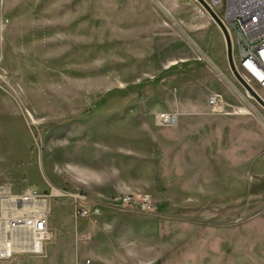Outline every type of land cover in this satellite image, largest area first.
I'll list each match as a JSON object with an SVG mask.
<instances>
[{"label": "rangeland", "instance_id": "obj_1", "mask_svg": "<svg viewBox=\"0 0 264 264\" xmlns=\"http://www.w3.org/2000/svg\"><path fill=\"white\" fill-rule=\"evenodd\" d=\"M222 36L198 0H0V185L61 192L49 202V254L0 264H264V127L233 110L250 105L231 87L243 90ZM215 94L229 113L212 111ZM164 111L239 115L249 126L243 135L234 119L233 147L174 150L157 171L144 150ZM114 116L121 129L104 133ZM223 125L202 141H220ZM210 158L215 186L202 181ZM125 196L132 201H114ZM144 197L153 210L140 207Z\"/></svg>", "mask_w": 264, "mask_h": 264}, {"label": "built area", "instance_id": "obj_2", "mask_svg": "<svg viewBox=\"0 0 264 264\" xmlns=\"http://www.w3.org/2000/svg\"><path fill=\"white\" fill-rule=\"evenodd\" d=\"M208 1L214 9V6L220 9V13L215 10L230 32L233 55L235 49L239 52V58L234 56L238 72L264 100V0ZM233 89L244 102H252L250 99L253 98L249 97L245 87L241 90L233 84ZM208 103L213 112L229 113V103L218 94L211 96ZM261 107L263 110L257 109L255 113L264 125V107ZM237 108L233 110L236 112ZM155 117L159 123L173 124L177 120V113L164 111ZM262 149L264 151V141ZM52 197L53 192L40 193L34 187L16 192L9 185H0V260H9L18 255L34 257L44 253L47 242L54 236L49 220L51 204L48 202V198L51 200ZM114 201L127 204L132 199L128 196L115 197ZM139 204L144 210L155 208L148 197L142 198ZM76 207V213L82 216L99 212L95 207ZM90 263V260H85L83 264Z\"/></svg>", "mask_w": 264, "mask_h": 264}, {"label": "crops", "instance_id": "obj_3", "mask_svg": "<svg viewBox=\"0 0 264 264\" xmlns=\"http://www.w3.org/2000/svg\"><path fill=\"white\" fill-rule=\"evenodd\" d=\"M223 37V36H222ZM224 39V37H223ZM225 41V39H224ZM228 61V60H227ZM217 68L218 65H217ZM222 74L223 71L219 69ZM227 88H224L226 93L230 94L232 91L226 90ZM247 107L245 105H240L236 110L238 111H244V112H250L246 110ZM255 115V114H254ZM237 118L231 117V116H212V117H198L192 114H179L177 113V120L173 124H162L159 123L156 120V117L154 118L155 124H156V130H155V135L154 139L147 143L145 146L144 150V155L147 156L148 159H150L151 156L157 158L158 162L161 163L160 166H155L156 170H161L164 171L165 165L169 164L171 162L169 156L174 153V150H179L178 154L182 151L183 155H191L192 153L197 154L199 153L198 149H202V146H204L205 150H202L201 153H208L209 155H214L217 153L218 148H225L226 150L228 147H233V127L229 124L234 123L235 120L237 119L236 122L241 123L243 126V131L241 133L244 135L247 131L249 126V121L245 119L243 116H235ZM103 123H109L113 125H108L104 126V133L106 129L109 132H114L116 133L117 130L121 129V123L122 119L121 117H116L114 116L113 120H103ZM256 122V121H255ZM258 122V121H257ZM214 123H222L224 124L221 126V139L218 142H211L207 143L202 141V138H207L206 135L210 134L211 131H213V124ZM264 127V126H263ZM205 136V137H204ZM228 139L230 142H228ZM106 140L105 138L103 140L98 141L97 146H105L106 145ZM204 142V143H203ZM263 143V142H262ZM242 146H244V143H242ZM241 146V147H242ZM262 149V144L259 146L258 149ZM263 150V149H262ZM227 152V151H226ZM264 157V156H263ZM183 163H187L186 161H183ZM200 163V162H198ZM208 166L204 167L203 169H207L210 171V174H206L203 176V180L206 184L210 186H215L217 185L216 181L218 180V174H217V163L215 162L214 158H210L208 162L206 163ZM230 165L226 164L224 167L225 169V177H222L221 179H225L224 185H228V181L233 180V173H232V166L231 163ZM159 165V164H158ZM163 165V166H162ZM191 169V168H190ZM196 169V167L194 168ZM200 169V168H198ZM181 170L183 171L181 175H179L178 182L181 181L183 186L190 185L188 183V180L190 179L189 175H186L187 168L183 165L181 167ZM54 171V169H53ZM230 172V173H229ZM55 175V174H54ZM189 176V177H188ZM161 177V176H159ZM50 180V179H49ZM186 181V182H185ZM37 185V184H36ZM49 186V184L45 181L37 185L39 189H45ZM98 191L100 190L102 193H106L107 191L104 189H97ZM149 224L146 225L148 227ZM58 228V226H56ZM148 229V228H147ZM153 239V238H152ZM155 241V239H153ZM152 240V241H153ZM48 244V243H47ZM46 244V245H47ZM47 255L49 254V249L47 246L45 247ZM51 252V251H50ZM39 258V257H38Z\"/></svg>", "mask_w": 264, "mask_h": 264}, {"label": "water", "instance_id": "obj_4", "mask_svg": "<svg viewBox=\"0 0 264 264\" xmlns=\"http://www.w3.org/2000/svg\"><path fill=\"white\" fill-rule=\"evenodd\" d=\"M198 1L203 6V8L210 14V16L214 19V21L217 23L223 34L226 45L227 60L232 73L237 78V80L243 85V87H245L249 93L253 94L257 98V100H259L258 102H260L264 107V100L261 99V97H259V95L255 93V91L244 80V78L241 76V74L238 72L235 66L232 38L227 26L225 25L219 14L216 12V10L213 8L212 4L208 0H198Z\"/></svg>", "mask_w": 264, "mask_h": 264}, {"label": "bare ground", "instance_id": "obj_5", "mask_svg": "<svg viewBox=\"0 0 264 264\" xmlns=\"http://www.w3.org/2000/svg\"><path fill=\"white\" fill-rule=\"evenodd\" d=\"M200 12L201 13H205L202 9H200ZM234 56H235V54H234ZM221 71L219 70V73H220ZM222 75V74H221ZM233 84L234 83H232V85H231V87L233 86ZM249 95L252 97V98H254L257 102L259 101V100H257V98L253 95V94H251V93H249ZM263 97H264V95H262ZM258 103H260V102H258ZM250 105V106H249ZM249 107H247L246 105V107L251 111V112H253L255 115H256V110H257V107H255L253 104H251V102H249ZM260 105H262L261 103H260ZM237 110H239V109H237ZM259 110H261V109H259ZM237 112V111H236ZM264 126V125H263ZM53 194H56V195H58V194H61V192L59 191V190H55V191H53ZM54 197V196H53ZM48 202H50V200H49V198H48ZM6 204V203H5ZM6 205H8V204H6ZM0 251H1V247H0Z\"/></svg>", "mask_w": 264, "mask_h": 264}]
</instances>
